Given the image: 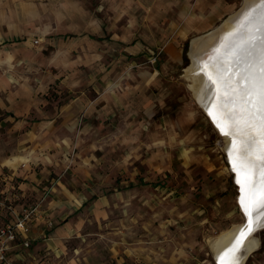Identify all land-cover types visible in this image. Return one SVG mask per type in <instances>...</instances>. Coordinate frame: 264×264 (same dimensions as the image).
I'll list each match as a JSON object with an SVG mask.
<instances>
[{"label":"crops","instance_id":"0c3cea01","mask_svg":"<svg viewBox=\"0 0 264 264\" xmlns=\"http://www.w3.org/2000/svg\"><path fill=\"white\" fill-rule=\"evenodd\" d=\"M234 7L227 0H0V44L13 41L14 56L16 49L30 51L32 38L61 51L67 34L77 36L76 50L83 51L74 63L85 72L73 75L51 71L63 66L57 53L34 51L17 59L41 73L0 97V128L6 130L0 132V179L7 189H17L14 197L44 198L41 217L31 222L33 240L63 252L64 241L85 223V209L96 219L109 217L117 197L132 193L138 159L155 175L172 170L177 125L189 116L157 114L168 89L160 69L182 64L179 37L210 29ZM124 18L143 19V29L120 25ZM135 33L141 38L134 40ZM118 49L132 59L119 58ZM143 50L163 51L167 58L132 72L129 68L145 62L133 59ZM57 79L79 93L52 112L43 96ZM33 111L42 115L39 121ZM166 130L170 136L157 137ZM58 131L64 133L55 139ZM144 131L152 139H140ZM103 163H109L110 174L121 173L116 182L125 183L123 191L105 188L110 178Z\"/></svg>","mask_w":264,"mask_h":264},{"label":"rangeland","instance_id":"374dc122","mask_svg":"<svg viewBox=\"0 0 264 264\" xmlns=\"http://www.w3.org/2000/svg\"><path fill=\"white\" fill-rule=\"evenodd\" d=\"M227 1L235 6L234 9L217 20L214 26L204 32L179 37L181 48L188 43V59L185 61L183 58L181 65H167L160 69L162 76L167 79L168 89L164 107L159 108L157 114L169 113L178 117L185 111L189 116L183 125H177V141L174 140L177 142V149L173 148L177 158L172 170L155 175L147 172V166L141 164L138 159L134 170L138 172L135 174L136 184L129 190L132 193L117 197L109 217L99 220L93 216L91 210L85 209V223L78 233L64 241L65 244L61 245L63 252L48 249L43 243H39L40 238H31L28 246L19 243L10 251L9 257L13 264H219L212 247L213 241L222 231L245 222L246 216L239 202L240 187L235 180V173L231 170L224 135L197 101L190 87V80L185 76V68L191 63V40L220 25L230 14L237 11L243 2ZM119 22L120 25H129L140 30L144 27L141 18H124ZM76 37L72 34L64 36L60 41L63 42L64 48L55 53L45 39L38 42L32 38L30 51L19 53V49H16V56L13 52V41L7 42L6 45L0 44V97L14 91L16 87L25 86L29 77L41 73L38 68V72L34 71L36 69L31 68L28 61H16L29 57L30 53H53L55 57L57 53V58L62 60L63 66L52 67L51 71L54 73H59L60 70L64 74L72 75L76 74L77 70L85 72V68L74 63L80 61V53L83 56V51L76 50ZM131 37L137 40L141 35L135 33ZM19 42L20 40L16 46ZM118 53L119 58L127 61L132 59L123 56L120 49ZM166 58L167 55L163 51L143 50L134 55L133 59L145 62L129 69L133 72L139 67L157 65ZM171 76H174V79ZM30 83L32 82H28ZM77 93L78 89H70L57 79L44 93L43 97L47 102L45 108L55 112ZM32 114H35V121L42 118L38 112L33 111ZM2 116L4 115L0 108V118ZM0 132L4 134L6 130L0 128ZM63 133L58 131L55 139H59ZM149 133L151 132H140V139H152ZM165 133L170 136L167 130L156 135L158 138L164 137ZM114 134L117 135L118 132ZM134 140L135 143L139 142ZM143 153L146 154L145 151ZM106 165L109 163H103V173L106 171V176L110 179L104 180L108 184L105 188L110 187L113 190V187H117L118 191H123L125 183L121 184V179L117 180L119 183L116 182L117 177L121 178V173L110 174ZM144 177H147V180H144ZM15 182L16 180L13 183ZM5 183L0 179V212L5 216V220L14 219L10 214L9 205L15 207L20 214L23 208H28L38 201L36 195L14 197L17 189L10 185L7 189ZM173 186H176L177 190L171 192ZM255 237L260 245L250 254L245 264H264V228L258 230Z\"/></svg>","mask_w":264,"mask_h":264},{"label":"bare ground","instance_id":"6f19581e","mask_svg":"<svg viewBox=\"0 0 264 264\" xmlns=\"http://www.w3.org/2000/svg\"><path fill=\"white\" fill-rule=\"evenodd\" d=\"M248 6L249 2H246L241 11L238 9L223 20L220 25L210 30V32L194 38L190 50L191 63L185 68V76L190 80V87L193 89L197 101L200 103L201 107L204 108L218 130L221 131V128L224 129L221 133L224 135L226 150L229 153V159L232 163L231 170L233 172L235 171V180L240 187L239 202L245 213L246 220L248 219L249 221V218L252 217L251 224L253 223L255 228L251 232L249 230L246 231V227L243 229L242 227L245 221L242 224L234 225L232 228L222 231L212 243L215 257L219 264H221V258L224 256V253L229 248L236 245L237 241H239L240 245L235 253V256L238 258L237 264H245L250 254L258 249L260 245L258 238L255 237V233L258 231L256 229L264 224V195H258L255 203L251 205L248 202L251 187L253 185L252 182L256 179L255 174L242 185L240 183L241 176L233 167V163L237 156V152L233 148L234 139L231 135H225V132L229 131V122L224 118L218 108L220 104L218 98L220 87L218 89V84L210 70V68L213 67L209 66L210 60L217 56V53L222 50L226 41L229 40V35L243 15V9H247ZM252 134L255 135V132ZM235 144L237 148L241 145V141L238 137L235 140ZM242 201H244V203H242ZM249 207L251 210V217H249ZM242 232L245 234L243 237H241Z\"/></svg>","mask_w":264,"mask_h":264},{"label":"snow or ice","instance_id":"6c2138e0","mask_svg":"<svg viewBox=\"0 0 264 264\" xmlns=\"http://www.w3.org/2000/svg\"><path fill=\"white\" fill-rule=\"evenodd\" d=\"M259 16L264 24V4L260 6ZM254 18V16L250 17L249 22ZM261 42L258 77L253 79L249 74H243L241 76V80L245 82L243 88L233 84L230 80H225L221 103L218 105L221 114L229 122V131H226L225 135H231L234 139L233 148L236 150L237 156L233 167L241 176L240 183L243 185L253 174L256 176L249 196L250 205L255 203L258 195H264V36L261 37ZM213 68H215V64ZM219 79L218 76L217 82ZM249 81H251L252 87H249ZM253 95L255 100H253ZM248 105H251V109ZM221 131L224 129L221 128ZM253 132L256 133V136L252 135ZM237 137L241 141L239 148L235 144ZM254 144H258L255 151L252 147ZM248 212L251 217L250 207ZM250 225L251 218H249V230ZM244 235L242 232L241 237ZM239 246V241H237L236 245L229 248L221 258V264H237L238 258L235 253Z\"/></svg>","mask_w":264,"mask_h":264},{"label":"water","instance_id":"95a60500","mask_svg":"<svg viewBox=\"0 0 264 264\" xmlns=\"http://www.w3.org/2000/svg\"><path fill=\"white\" fill-rule=\"evenodd\" d=\"M246 2H249V6L247 7V9H243V15L241 16L238 24L233 29L232 33L229 35V40L226 41V44L224 45L222 50L217 53V56L214 57V59H211L209 62V66L213 67V65L215 64V68H210V70L214 76L216 83L218 84V89L220 87V91L218 92V98L220 103L221 94L224 91L225 80H230L233 84H236L238 87L243 88L245 84V82L241 80V76L243 74L247 73L253 79L257 78L259 74L262 44L261 37L264 36V24H262L261 22L259 10L260 6L264 4V0H243L242 6L239 8L240 11L242 10ZM253 16L255 18L252 19L251 22H249L250 17ZM242 25L244 26L243 28ZM192 42L193 39L190 42V50L192 47ZM218 76L220 77L219 82H217ZM248 84L249 87H252L251 81H249ZM253 100H255L254 95ZM236 107H239V105H236ZM248 107L249 109H251V105H248ZM253 136H256V133ZM258 139L259 138L257 137V140ZM252 147L253 151H255L258 148V144H254ZM245 227L247 229L246 231H248V219L243 224L242 228L244 229ZM261 228H264V224L256 230H261ZM254 229L255 228L252 223L250 225L249 231L251 232Z\"/></svg>","mask_w":264,"mask_h":264},{"label":"built area","instance_id":"2783aa9c","mask_svg":"<svg viewBox=\"0 0 264 264\" xmlns=\"http://www.w3.org/2000/svg\"><path fill=\"white\" fill-rule=\"evenodd\" d=\"M43 200L44 198L28 208H23L20 214L15 207L9 205L8 208L14 219L5 220V216L0 212V264H13L9 257L10 251L19 243L27 246L30 244L31 222L34 218L41 217L40 206ZM46 223L48 227L52 226L51 222L46 221Z\"/></svg>","mask_w":264,"mask_h":264},{"label":"trees","instance_id":"16d2710c","mask_svg":"<svg viewBox=\"0 0 264 264\" xmlns=\"http://www.w3.org/2000/svg\"><path fill=\"white\" fill-rule=\"evenodd\" d=\"M187 51H188V43L187 44H185V46H184V59H185V61L188 59L187 58Z\"/></svg>","mask_w":264,"mask_h":264}]
</instances>
